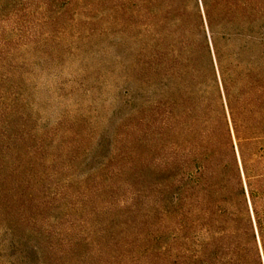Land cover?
<instances>
[{
    "label": "rangeland",
    "instance_id": "rangeland-1",
    "mask_svg": "<svg viewBox=\"0 0 264 264\" xmlns=\"http://www.w3.org/2000/svg\"><path fill=\"white\" fill-rule=\"evenodd\" d=\"M137 41L120 0H0V264H171Z\"/></svg>",
    "mask_w": 264,
    "mask_h": 264
},
{
    "label": "trees",
    "instance_id": "trees-1",
    "mask_svg": "<svg viewBox=\"0 0 264 264\" xmlns=\"http://www.w3.org/2000/svg\"><path fill=\"white\" fill-rule=\"evenodd\" d=\"M120 2L171 264H264V0Z\"/></svg>",
    "mask_w": 264,
    "mask_h": 264
}]
</instances>
